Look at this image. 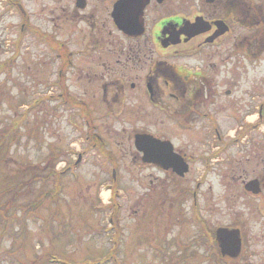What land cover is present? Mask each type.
<instances>
[{"label": "rangeland", "instance_id": "374dc122", "mask_svg": "<svg viewBox=\"0 0 264 264\" xmlns=\"http://www.w3.org/2000/svg\"><path fill=\"white\" fill-rule=\"evenodd\" d=\"M255 2L259 6L263 0ZM72 3L0 0V264H178L174 248H194L197 236L188 209L191 196H181L180 188L191 191L201 178L202 155L213 147L212 139L202 134L209 125L187 132L172 123L133 124L126 113L118 118L108 115L94 129L88 127L91 135L103 140L102 150L85 149L88 129L82 119L69 120L67 108L56 110L47 100L58 93L48 86L54 78L55 45L65 53L84 47V24L69 19ZM233 30L239 41L256 38L257 32L262 37L256 58L237 57L230 88L222 87L231 90L230 96L220 90L204 107L216 111L223 133L241 125L242 120L235 123L239 116L252 113L248 124L256 122V107L264 99V23L259 29ZM86 81L71 87L62 83L73 95L83 96L100 118L105 112L98 83ZM39 97L44 99L41 106ZM259 128L252 132L264 131ZM141 131L169 139L187 155L189 172L182 180L176 183L142 166L133 144L134 134ZM80 153L74 168L71 164ZM112 164L117 167L115 181ZM259 172L253 162L251 175ZM219 181L212 175L201 189L206 218L214 226L243 219L242 239L247 231L242 246L257 255L252 264H264V225L256 213L262 200L237 199L235 186L236 199L227 202L231 193L222 190ZM219 197L223 200L218 204Z\"/></svg>", "mask_w": 264, "mask_h": 264}, {"label": "flooded vegetation", "instance_id": "af4514ba", "mask_svg": "<svg viewBox=\"0 0 264 264\" xmlns=\"http://www.w3.org/2000/svg\"><path fill=\"white\" fill-rule=\"evenodd\" d=\"M255 1L73 0L68 9L69 19L77 18L84 24V47L67 53L62 48L59 52L57 44L54 48V78L48 86L58 93L50 94L47 100L56 110L67 108L69 120L81 121V118L87 129L89 126L94 129L97 122L107 121L108 115L118 118L125 113L133 124L172 123L187 132L199 127L208 129L209 125L210 131L202 134L212 139L213 147L202 155L201 178L191 191L180 188L181 196H191L188 209L197 236H194V248H174L179 256L178 264H252V258L257 257L253 250L246 251L242 246L247 231L245 228L242 239L243 219L214 226L206 218L200 203L201 189L209 184L212 175H217L219 187L231 193L227 202L235 201V186L239 188L237 199L262 200L258 201L256 213L264 225V142H261L264 131L252 132L258 126L264 128V99L256 107L258 123L248 124L252 113L239 116L235 123L242 120L241 125L230 133L220 132L215 110L204 109L220 90L230 96V73L237 57L245 60L257 56L260 32H257L258 37H243L242 41L232 36L235 27L261 28L264 0L259 6ZM223 29L225 32L221 34ZM183 60L185 64L178 62ZM86 78L89 83H98L105 112L100 118L94 116L93 108L83 96L73 95L65 85H83L87 83ZM224 86L229 88L222 89ZM82 91L85 94V88ZM43 102L44 99L39 97L37 106ZM90 129L86 132L85 149L99 146L101 151L103 140L91 135ZM138 135L168 143V148L152 149V153L162 157L148 162L143 161V153L135 147L142 166L163 172L167 179L176 183L185 177L189 172V158L182 150L175 149L169 139L157 134L141 131L134 137ZM258 143L262 146L260 150L247 148ZM133 144L135 146V140ZM171 151L176 156H170ZM81 156L82 153L78 154L71 164L74 168L80 163ZM181 161L187 165V173L183 175L171 165ZM253 162L260 168L256 175L250 173ZM112 167L116 173V165L112 164ZM225 178L227 183L223 181ZM217 200L219 204L223 197Z\"/></svg>", "mask_w": 264, "mask_h": 264}, {"label": "water", "instance_id": "95a60500", "mask_svg": "<svg viewBox=\"0 0 264 264\" xmlns=\"http://www.w3.org/2000/svg\"><path fill=\"white\" fill-rule=\"evenodd\" d=\"M224 30H222L220 33H222ZM168 144L167 142H160L157 140L152 139L151 137L147 135H138L135 137V147L137 148L138 151H141L143 153V161L148 162L152 158L155 157H162V155L152 153L151 150L155 148H165ZM169 148L171 150V145H169ZM170 156H176L175 154L170 153ZM163 160H165L163 158ZM181 160V159H180ZM171 163L173 165V169H175L180 175H183L187 171V165L183 163Z\"/></svg>", "mask_w": 264, "mask_h": 264}, {"label": "trees", "instance_id": "16d2710c", "mask_svg": "<svg viewBox=\"0 0 264 264\" xmlns=\"http://www.w3.org/2000/svg\"><path fill=\"white\" fill-rule=\"evenodd\" d=\"M13 130L14 131H17L18 130V124H15L14 123V126H13ZM4 143L6 142L8 145H10L7 141H5V140H2ZM2 143V142H1ZM37 176H38V174H37ZM39 177V176H38ZM38 179V178H37ZM51 195H54V196H52V198H55V193H51ZM57 262H59V261H57ZM59 263H62V262H59ZM62 264H64V263H62Z\"/></svg>", "mask_w": 264, "mask_h": 264}, {"label": "bare ground", "instance_id": "6f19581e", "mask_svg": "<svg viewBox=\"0 0 264 264\" xmlns=\"http://www.w3.org/2000/svg\"><path fill=\"white\" fill-rule=\"evenodd\" d=\"M254 119V117H249L248 120L249 121H252Z\"/></svg>", "mask_w": 264, "mask_h": 264}]
</instances>
